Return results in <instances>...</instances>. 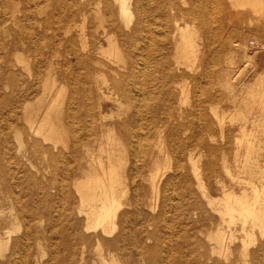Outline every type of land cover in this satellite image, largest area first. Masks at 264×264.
<instances>
[{
  "label": "rangeland",
  "instance_id": "rangeland-1",
  "mask_svg": "<svg viewBox=\"0 0 264 264\" xmlns=\"http://www.w3.org/2000/svg\"><path fill=\"white\" fill-rule=\"evenodd\" d=\"M204 1L129 0V21L117 0H0V264H264V233L208 199L241 194L232 177H250L252 131L264 168L251 90L264 75V13L229 7L203 21ZM187 24L200 60L177 29ZM109 34L124 61L108 55ZM102 146L124 184L108 231L82 187L100 159L108 166ZM223 233L233 241L220 253Z\"/></svg>",
  "mask_w": 264,
  "mask_h": 264
},
{
  "label": "bare ground",
  "instance_id": "bare-ground-1",
  "mask_svg": "<svg viewBox=\"0 0 264 264\" xmlns=\"http://www.w3.org/2000/svg\"><path fill=\"white\" fill-rule=\"evenodd\" d=\"M117 1L119 2V13H120V15L124 19L130 21L131 20L130 17H131V13L132 12H131V7H130L129 0H117ZM181 1L183 2V4H187L188 3V0H181ZM200 5L203 6L202 7L203 9L200 10L201 11L200 14L202 16L201 19L203 21L207 20L206 16L204 15L206 12H212V13L215 12L216 13V12L229 11L228 10L229 7H231V8L233 7V9H238L239 7L245 8V7L249 6L251 8V10H254L253 14H254V12H257L258 15H259V12H261V13L263 12L264 13V0H226V1L225 0H209V1L205 0L204 3L201 2ZM209 5H210V8L208 9V11H205V8H208L207 6H209ZM158 7H160V6H157V8ZM160 8H158V9H160ZM170 8L171 9H175V5L171 4ZM142 11H145V9L142 10ZM164 11H165V9H164ZM180 11H182V10H180ZM230 11H229V13H230ZM188 12L191 13V14H195L196 10H195V8H192V9L188 10ZM241 15L244 16L245 13H242ZM255 15H257V14H255ZM262 16H264V15H262ZM252 20L253 19H251V20L249 19V21H248V23L250 25L254 22ZM100 21L101 20H99V22ZM102 22H103V20H102ZM230 23H233L231 18H230ZM237 23L239 25H242L243 21L240 20ZM176 24H178V23H176ZM261 26H263V25H261ZM188 27H189L188 24L186 25V27H179L177 25V29H178V31H179V33L181 35V38L185 42V44H187L188 46L192 47V51L194 52L193 53V55H194L193 57H195L194 60H197V59L200 60V57H201L203 52L201 54H198L197 51H198V48H200V47H197V49H196V47L193 46L194 44L193 43L191 44V41H192L191 37L194 36V35L191 33L192 34V36H191V34L188 33V30H189ZM140 30H142V27L139 26V25H137L134 28V31L132 32L133 34L130 36V40L132 42H136L139 39L141 40L142 37L138 36ZM190 31H192V30H190ZM149 32H151V31H149ZM152 38H150V39H152ZM107 40H108V43H109V47L106 50L108 55L109 56H114L118 61H124L122 59V52H121V50L119 48L118 43L114 39V36L112 34L107 35ZM150 43H149V45H150ZM185 44H183V45H185ZM139 45H141V44H139ZM185 47H186V45H185ZM148 48H150V47L148 46ZM138 49H140V48H138ZM148 51H149V49H148ZM148 56L150 57L151 55H148ZM143 61H145V60H143ZM140 65L141 64H139V66ZM146 65H148V64H146ZM254 89L258 90V92H257L258 99H257L256 103H258V111H257V113L260 114L259 117L257 116L258 119L256 118V120H258V122H257V123H259L258 125H260L263 128V130H264V75L260 76V78L257 80L256 85L254 87H251L252 91ZM141 90H142V88H141ZM141 92H143V91H141ZM144 93H142V94H144ZM249 102H250V100H249ZM251 105H252V103L250 104V106ZM239 114H241V113H239ZM239 114H236V116H238ZM47 117L45 118L46 120H47ZM239 117H240V115H239ZM46 120H44V121H46ZM49 120H50V118H49ZM49 120H47L48 124H50ZM256 120H254V121H256ZM44 121H43L42 124L45 123ZM47 125L45 126L46 128H47ZM32 127H33V124H32ZM49 128H50V131H48L47 134H45V135L48 136V137L50 135L53 136V137H56L54 135H56V133L58 135L59 132H57V130H55L54 127L50 126ZM40 130H41V126L38 128V131H40ZM242 130H244V128ZM253 132L254 131L250 132L249 135H248L249 138H247L246 154H245V160H246L247 164L246 163L244 164V165H246L245 169L250 173V177L249 178H245V177L243 178V177H239V176H237V177L233 176L232 177L238 184H241L243 186V190H242L241 194H237L236 192L230 191V190H224L223 191V196L221 198H219V199H212L210 197L208 198L209 199V203L211 205L218 204L220 206L218 208V210H219L220 215H221V217L223 219L227 218V219H229V221L239 222L241 227H242V229L246 232V234L247 233L249 234L250 232H253L256 228H259L261 230V232L264 233V168H262V169L260 168L259 159L256 158L257 153L261 149L260 148L261 145L258 144V142H259L258 139H257L258 142L256 143V140L254 138H255V134H257V133H253ZM141 135H142V133H141ZM101 151H106L108 153V166H105L101 159L99 160L98 168H95L96 169L95 170V174L94 175L92 174L90 177H88V179L85 180L84 183L82 184V187L84 189L88 190V193L85 194L84 197H83V201H84V204L85 203L88 204L87 206L89 208V219L91 221H94L95 224L101 225L103 227L104 231H108L107 229L110 228V226L114 227V225L116 223L115 222V220H116L115 218L117 217L118 209L121 207V204H122V201L119 199V194L123 191L124 184L122 182V179H121V176H120V171H119L120 170V163L117 165V164H114L112 162L113 151L110 150V149L107 150L104 147L101 148ZM256 167H258V168H256ZM257 170H258V172H257ZM256 172L259 173L258 175H256V176H259L258 179H260L258 182L255 181L254 178H253V177H255V175H253V174L254 173L256 174ZM205 196H207V195H205ZM248 226H250V229H248ZM111 232H112V230H111ZM214 239H215V241L217 243V247H218V250H219L220 253H224V251L226 249H229L228 248L230 246L229 243L233 241L232 238H226L224 233L221 234L218 238H214ZM245 243H244V245H246ZM206 255H207L206 252L202 253L203 257H205ZM153 259L154 258H152L151 260L153 261ZM112 264H113V262H112ZM201 264H204V263H201ZM214 264H220V263L219 262H215Z\"/></svg>",
  "mask_w": 264,
  "mask_h": 264
}]
</instances>
